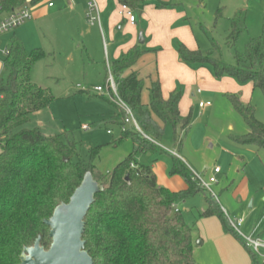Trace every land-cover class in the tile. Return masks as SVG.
I'll use <instances>...</instances> for the list:
<instances>
[{"label":"trees","instance_id":"1","mask_svg":"<svg viewBox=\"0 0 264 264\" xmlns=\"http://www.w3.org/2000/svg\"><path fill=\"white\" fill-rule=\"evenodd\" d=\"M116 1L138 15L147 3L158 9L174 7L159 0ZM34 2L0 0V14ZM230 23L227 43L233 46L241 32L239 14ZM204 33L212 52H217L209 33ZM144 51L136 44L110 66L116 94L130 108L138 129L124 122L125 113L118 106L123 115L119 123L121 136L113 145L130 139L132 151L111 172L101 174L91 162L72 161L73 147L64 144L60 135L44 136L38 127H24L34 113L50 105L53 96L30 78L32 67L44 57L43 50L28 54L22 42L11 39L8 54L1 58L6 78H0V264H20L23 248L32 246L38 237L40 246L49 248V228L43 221L57 205L68 202L88 172L103 186L84 218L82 240L92 264H197L192 254V229L176 207L178 202L197 194H203L206 204L199 218L216 217L222 231L246 250L251 264H258L257 256L230 227L215 198L200 186L179 158H173L170 173L182 177L187 187L178 192L159 186L151 168L134 159L139 152H164L156 143L162 140L165 125L172 127L173 143L180 147L182 133L191 122V111L185 117L180 114L182 94L178 88L164 98L160 82L155 79L148 88L149 102L143 103L139 75L132 72L122 76ZM176 51L180 61L191 68H209L216 79L229 77L239 85L250 84L252 91L262 93L264 100V16L260 35L245 45L233 64L213 57L212 52L190 50L182 43H176ZM108 91L112 95L110 88ZM224 96L248 127L247 134L233 137V142L264 149V122L256 118L254 106L249 101L242 102L237 94L224 93ZM89 154L92 160L97 148H92Z\"/></svg>","mask_w":264,"mask_h":264},{"label":"rangeland","instance_id":"2","mask_svg":"<svg viewBox=\"0 0 264 264\" xmlns=\"http://www.w3.org/2000/svg\"><path fill=\"white\" fill-rule=\"evenodd\" d=\"M167 1L185 11L186 21L196 41L195 49L203 54L212 52L211 42L204 33L207 31L218 47V51L212 52V56L226 64H233L235 56L241 54L245 45L261 33L264 0ZM38 2L40 0L27 3L32 19L13 32L3 35L0 42L9 48L11 39L16 38L22 42L28 54L37 49L44 52V57L32 67L30 78L37 85L47 88L53 99L48 107L34 113L24 127H38L44 136L60 135L64 144L73 147L75 155L72 161L91 162L101 174L111 172L132 151L130 139H124L117 146L113 145V141L121 136L119 123L123 115L118 108L120 105L116 94L112 91L111 95L109 87H106L110 66L114 61L111 59V51L115 45L126 43L130 39L138 44L139 35L145 37L142 33L144 24L139 22L134 32V28L120 20L114 23L115 15L111 12L116 4L112 0H108V7L101 14L102 33L97 24L90 25L86 18L73 19L67 3L60 7L53 0H45V3L48 8L55 3V12L43 20H37ZM236 14H239L241 32L234 45L229 46L227 36L231 28L230 20ZM138 19L139 17L137 22ZM109 22L114 23L112 33L106 28L107 24L111 25ZM145 45L140 44L141 49L144 50ZM1 58L3 56L0 55V78L4 79L6 72ZM157 69L154 50H145L131 68L123 71V77L132 72L139 75L143 83V103L149 102L148 88L157 79ZM206 71L208 72L203 74L211 76L210 69L206 68ZM97 85L103 87L102 93L94 91ZM177 87L182 94L179 107L182 116H187L191 111L190 126L182 133L181 146L174 145L173 129L170 125H165L163 138L156 143L163 146L160 148L164 152H139L134 154V159L139 164L149 166L160 180L177 176L170 173L173 158L176 157L172 152L177 153L185 165L186 161L191 162L195 167V174L204 179H207L215 166L219 167L221 172L216 175L217 183L211 186L219 208L231 219H244L241 227L243 234L249 235L256 228L252 236L264 240V149L233 142V137L247 134L248 127L224 96V93H233L242 102L249 101L255 108L256 118L264 122L262 93L259 90L252 91L249 84L239 85L229 77L224 79L226 90L223 92L212 91V86L203 78L196 77ZM197 89L202 93L196 94ZM206 97L211 101V107L199 108L198 101L204 102ZM92 148H97V154L91 160L89 153ZM176 205L184 221L195 233V221L205 206L203 194L189 197ZM199 242L193 236L192 254L197 264H226L210 240L197 246ZM239 248V251L228 252L232 264H243L244 258L247 260L245 264H251L245 249L241 246Z\"/></svg>","mask_w":264,"mask_h":264},{"label":"crops","instance_id":"3","mask_svg":"<svg viewBox=\"0 0 264 264\" xmlns=\"http://www.w3.org/2000/svg\"><path fill=\"white\" fill-rule=\"evenodd\" d=\"M34 1H35L34 3H36L39 0H34ZM46 1H50V0H46ZM112 1L115 2L116 4L115 8L111 12V14L115 15L114 23L120 20V22L125 23L126 25L134 28V32H136V28L139 26L138 25L139 22L140 24H144V29L142 31V33L145 36L143 38L144 39L143 44H146L144 50H154L155 52L158 62V69L156 71V75H157V79L160 82L161 91L164 98L168 96V93L170 91L178 88L177 87L178 85L186 84L195 77L198 79L203 78L209 86H212L210 87L212 91L223 92L226 90L224 88V79L227 77L216 79L212 76V74L211 76H205L203 73L208 72L206 71V68L200 67L193 69L187 64L180 61L179 55L176 51V43H182L190 50H195V48L197 47L190 25L187 23L185 18L186 13L185 11H183V9L180 8V6L174 5V7H170L166 9H158L153 4L147 3L144 6H142L140 10V15L135 14L136 17L135 23L130 24L127 19L122 18L117 14V9L119 6L118 2L116 0H112ZM53 2L55 3L58 2L60 7H63V5L67 3L69 13H71L73 19L82 20L83 18H86L85 10L87 8V5L85 0H53ZM107 2L108 0H98L99 8H100V25L98 26L100 28L101 33L103 32L102 23H101V14L108 7ZM160 2L170 5L173 4L171 1H167V0L165 1L161 0ZM55 3L53 4V6L48 8V6H46L47 3H45V0H40V2H38L39 8L36 10V19L38 18L37 20H43L47 15L53 14L55 12V10H53V8H55ZM138 17H139L138 19L139 21L137 22ZM110 23L111 25L108 26L107 24L106 28L109 30L110 33H112L111 29L114 23L109 22V24ZM0 42H1V38H0ZM135 45L136 43L134 39H130L129 41L123 44L115 45L111 51V59L117 60L122 53L126 52L128 49L132 48ZM138 45H140L139 42ZM107 61H109V59ZM198 90L199 89L196 90V94H201L202 91L199 90L198 92ZM199 102H203V100H199L198 104ZM204 102H209L210 105L203 107H199L198 105V107L201 109H209L211 107V101L208 100V98L206 97ZM179 107H180V103H179ZM158 145L161 146L160 144ZM161 147L163 148V146ZM164 149L169 151L165 147ZM172 153L174 154V156L179 158V155L177 153L175 152ZM185 163L188 166V168H190L192 173H195V167H193L194 165L188 161H186ZM220 172L221 171H219L216 175L220 174ZM156 182L159 186L164 187L172 192H178L186 189L187 187L185 181L182 179V177L178 175L171 177L169 179L165 178L163 180L156 178ZM176 207L178 208L177 205ZM205 208H206V204L202 211H204ZM185 211H189V210L185 209ZM223 212L225 213V211ZM263 218H264V213L262 215V219ZM195 227L197 229L195 233L192 231V238L193 236H195L196 239L200 240L197 246L203 245L207 239L210 240L212 244L215 246L216 252L219 254V256H221L224 262L226 264H232L231 256L229 255L228 252L230 250L234 252L236 250L239 251L240 249L239 247L240 246L242 247V245L231 235L225 234L222 231L218 219L216 217L198 218L195 221ZM252 231L253 229L251 230V232ZM247 256L249 259L248 261L250 262V256L248 255V253ZM245 261L247 260L244 258L243 264H245Z\"/></svg>","mask_w":264,"mask_h":264},{"label":"water","instance_id":"4","mask_svg":"<svg viewBox=\"0 0 264 264\" xmlns=\"http://www.w3.org/2000/svg\"><path fill=\"white\" fill-rule=\"evenodd\" d=\"M142 34L139 44L143 43ZM103 189L86 173L67 203L57 205L52 215L43 222L49 228L51 244L48 249L40 246V237L30 247H24L20 264H92V258L84 249L82 234L84 218L94 202V196Z\"/></svg>","mask_w":264,"mask_h":264},{"label":"built area","instance_id":"5","mask_svg":"<svg viewBox=\"0 0 264 264\" xmlns=\"http://www.w3.org/2000/svg\"><path fill=\"white\" fill-rule=\"evenodd\" d=\"M85 2L87 5V11L85 16L86 20L90 25H95V24L100 25V8H99L98 0H85ZM49 6H51V3H49ZM117 14L120 17L127 19L130 24H134L136 21L134 11L130 7L124 4L118 6ZM31 19H32V15L27 5L17 9H13L7 13L0 14V38L1 36L7 33L13 32L16 28H18L19 26L23 25L26 21ZM7 54H8V48L0 44V55L5 56ZM107 86L110 88L111 91H113L116 94V87L114 85V81L111 75H109V77L106 80V87ZM94 91L102 93L103 87L100 85L95 86ZM117 99L119 101L120 107L123 109L125 113L124 122L132 123L138 129L137 123L133 117L130 108L126 104H124L118 98V96ZM198 105L199 107H203V106H209L210 103L199 102ZM123 129L124 127H122V130ZM219 171L220 168L215 166L212 169V173L208 176L207 179H204L201 176L193 173L194 178L198 181L200 186L204 188L206 191H208L213 198H215V193L212 191L211 186L217 183L216 174ZM176 210L177 209H175V211ZM225 215L227 217L230 227L236 232V234L245 242V244L257 256L258 264H264V240L252 236L253 232L255 231V228H253L251 234L245 235L241 231V227L244 223V219L243 218L231 219L226 213Z\"/></svg>","mask_w":264,"mask_h":264}]
</instances>
